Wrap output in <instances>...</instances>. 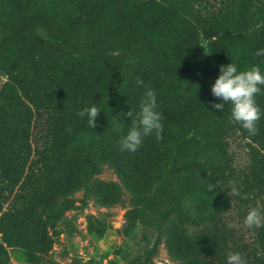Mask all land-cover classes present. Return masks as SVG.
I'll use <instances>...</instances> for the list:
<instances>
[{"label": "trees", "instance_id": "trees-1", "mask_svg": "<svg viewBox=\"0 0 264 264\" xmlns=\"http://www.w3.org/2000/svg\"><path fill=\"white\" fill-rule=\"evenodd\" d=\"M207 2L0 0V77L10 78L0 88V212L14 194L0 216V264H11L13 246L37 264L54 242L49 228L71 206L68 196L102 164L133 190L121 251L128 264L149 263L152 236L175 213L217 224L216 243L171 236L188 264H227L233 252L264 264V227L249 244L223 222L232 202L224 190L227 138L249 133L231 119L230 103L214 107L224 101L211 91L221 65L264 73V56L256 55L264 49V0ZM137 78L156 93L163 139L153 134L135 153L122 152L127 113L139 120L146 91ZM256 101L262 116L249 136L264 151V93ZM92 106L102 110L95 128L78 115ZM33 121L44 130L32 156ZM252 182L264 191V153Z\"/></svg>", "mask_w": 264, "mask_h": 264}, {"label": "rangeland", "instance_id": "rangeland-1", "mask_svg": "<svg viewBox=\"0 0 264 264\" xmlns=\"http://www.w3.org/2000/svg\"><path fill=\"white\" fill-rule=\"evenodd\" d=\"M206 6H216L221 0H207ZM10 82L8 76L0 77V88ZM43 127V125H42ZM44 130V129H43ZM43 130L34 128V121L30 129V142L33 153L36 140ZM229 181L224 190L230 193L229 182L235 181L240 190L239 196L231 197V207L224 213L223 222L227 229H233V238L243 239L249 244H256L257 232L248 229L243 221L250 207L264 208V191L254 185V170L264 151L252 138L236 130L227 138ZM136 162V161H135ZM132 174V172H130ZM137 174L133 180H138ZM253 183V186L250 184ZM247 194V199L242 197ZM133 190L124 176L110 164H102L87 187L81 188L68 196L70 208L57 220L54 227L49 228L54 242L49 249L39 254L37 264H128L123 259V241L126 215L132 209L131 199ZM14 194L5 203L0 216L7 211ZM222 227V224L218 227ZM217 224L191 218L180 219L177 213L172 214L165 223L162 231L155 233L149 245L148 264H188L181 252L173 247L171 236L193 238L204 243H216L215 232ZM102 231L97 234L96 231ZM137 226L135 232H139ZM0 243H3L0 233ZM136 248V246H135ZM11 264H32L28 254L20 247H7Z\"/></svg>", "mask_w": 264, "mask_h": 264}, {"label": "clouds", "instance_id": "clouds-1", "mask_svg": "<svg viewBox=\"0 0 264 264\" xmlns=\"http://www.w3.org/2000/svg\"><path fill=\"white\" fill-rule=\"evenodd\" d=\"M257 56H264V49L256 52ZM220 75L212 86V94L216 98H222L223 104L214 105L216 109H224V105L230 103L231 119L245 129L250 136L258 134L257 124L261 119L262 111L257 104L256 96L264 93V73L259 66H252L245 71H238L236 63L220 66ZM137 84L143 86L146 91L140 103L139 120L133 117V112L127 113L132 120V126L127 135L120 141L122 152L135 153L143 144L145 137L155 134L157 140L163 139L162 114L157 111V96L150 85H145L144 81L137 78ZM100 110L96 106L84 108L78 115L83 118L87 116L89 128L97 127V117ZM71 128L68 132H71ZM230 193L228 195L239 196L240 190L235 181L229 182ZM211 191L212 188L210 187ZM243 199H247L245 194ZM243 224L248 229H259L264 227V208L260 206L250 207L244 218ZM227 264H247L246 259L240 252L230 253L227 257Z\"/></svg>", "mask_w": 264, "mask_h": 264}]
</instances>
